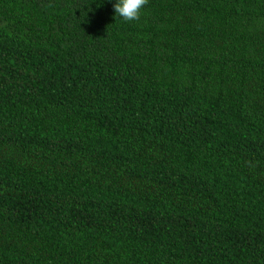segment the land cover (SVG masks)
Masks as SVG:
<instances>
[{
  "label": "trees",
  "instance_id": "1",
  "mask_svg": "<svg viewBox=\"0 0 264 264\" xmlns=\"http://www.w3.org/2000/svg\"><path fill=\"white\" fill-rule=\"evenodd\" d=\"M0 0V264H264V0Z\"/></svg>",
  "mask_w": 264,
  "mask_h": 264
},
{
  "label": "clouds",
  "instance_id": "2",
  "mask_svg": "<svg viewBox=\"0 0 264 264\" xmlns=\"http://www.w3.org/2000/svg\"><path fill=\"white\" fill-rule=\"evenodd\" d=\"M149 3V0H116L114 11L116 16L126 22L139 21L142 11Z\"/></svg>",
  "mask_w": 264,
  "mask_h": 264
}]
</instances>
